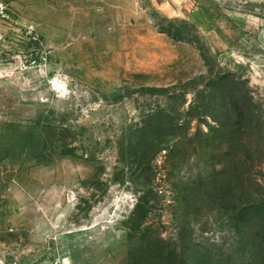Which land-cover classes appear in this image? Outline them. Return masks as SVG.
<instances>
[{"label": "rangeland", "instance_id": "1", "mask_svg": "<svg viewBox=\"0 0 264 264\" xmlns=\"http://www.w3.org/2000/svg\"><path fill=\"white\" fill-rule=\"evenodd\" d=\"M4 2L0 264H264V0Z\"/></svg>", "mask_w": 264, "mask_h": 264}, {"label": "built area", "instance_id": "2", "mask_svg": "<svg viewBox=\"0 0 264 264\" xmlns=\"http://www.w3.org/2000/svg\"><path fill=\"white\" fill-rule=\"evenodd\" d=\"M7 15V9H6V4L4 0H0V20L4 18ZM54 264H61L59 263V260L55 259L53 261ZM7 264H29L28 262L21 260L17 257L11 258Z\"/></svg>", "mask_w": 264, "mask_h": 264}, {"label": "trees", "instance_id": "3", "mask_svg": "<svg viewBox=\"0 0 264 264\" xmlns=\"http://www.w3.org/2000/svg\"><path fill=\"white\" fill-rule=\"evenodd\" d=\"M164 31H166L171 37H173L175 39H178L179 38V36L176 35L175 33H173L171 30H164Z\"/></svg>", "mask_w": 264, "mask_h": 264}, {"label": "bare ground", "instance_id": "4", "mask_svg": "<svg viewBox=\"0 0 264 264\" xmlns=\"http://www.w3.org/2000/svg\"><path fill=\"white\" fill-rule=\"evenodd\" d=\"M65 260H66V258H65Z\"/></svg>", "mask_w": 264, "mask_h": 264}]
</instances>
